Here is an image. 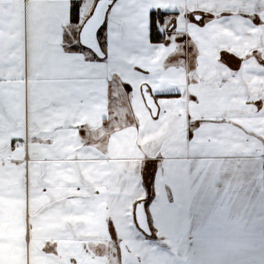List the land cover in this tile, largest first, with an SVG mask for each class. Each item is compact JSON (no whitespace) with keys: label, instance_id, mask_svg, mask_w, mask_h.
Returning <instances> with one entry per match:
<instances>
[{"label":"crops","instance_id":"0c3cea01","mask_svg":"<svg viewBox=\"0 0 264 264\" xmlns=\"http://www.w3.org/2000/svg\"><path fill=\"white\" fill-rule=\"evenodd\" d=\"M55 16L37 3L27 29L15 14L0 30V264H264V149L243 139L264 140V119L232 90L209 97L182 78L159 117L138 93L110 104L100 84L88 86L97 102L45 112L70 70ZM256 80L250 91L264 89ZM189 113L217 118L195 144ZM157 167L149 193L145 169ZM140 201L151 236L135 220Z\"/></svg>","mask_w":264,"mask_h":264},{"label":"snow or ice","instance_id":"6c2138e0","mask_svg":"<svg viewBox=\"0 0 264 264\" xmlns=\"http://www.w3.org/2000/svg\"><path fill=\"white\" fill-rule=\"evenodd\" d=\"M37 3L54 8L57 54L70 64L69 72L55 81L62 90L59 95L45 97V112L64 104L87 107L97 102L96 89L88 86L100 84L110 104L122 95L151 98L159 117L166 111L162 104L179 102L190 84L209 97L232 90L233 96L244 99L249 117L264 119V89L250 91L247 83L253 77L258 78L254 83H264V0H0V30L15 14L27 29ZM217 34L238 39L214 43ZM209 46L215 49L211 56L205 53ZM240 88L242 92L235 91ZM199 95L189 94L194 101ZM215 119L187 114V139L195 144L205 122ZM260 135L243 137L246 144L255 145L252 151L264 149ZM259 154L264 157V150ZM156 171L158 167L145 169L149 193ZM151 200L149 194L145 204Z\"/></svg>","mask_w":264,"mask_h":264},{"label":"water","instance_id":"95a60500","mask_svg":"<svg viewBox=\"0 0 264 264\" xmlns=\"http://www.w3.org/2000/svg\"><path fill=\"white\" fill-rule=\"evenodd\" d=\"M144 101H145L146 106L149 108L151 115L156 116V107H157L156 104L152 102L151 98H148L147 100H144ZM134 214H135V220H136V223L139 229L143 231L145 234H148L150 229H149V225L147 222V216H146L143 201H140L136 204Z\"/></svg>","mask_w":264,"mask_h":264},{"label":"rangeland","instance_id":"374dc122","mask_svg":"<svg viewBox=\"0 0 264 264\" xmlns=\"http://www.w3.org/2000/svg\"><path fill=\"white\" fill-rule=\"evenodd\" d=\"M118 260H122V259L118 258Z\"/></svg>","mask_w":264,"mask_h":264}]
</instances>
